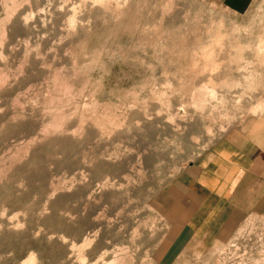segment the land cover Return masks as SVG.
<instances>
[{
    "label": "rangeland",
    "instance_id": "obj_1",
    "mask_svg": "<svg viewBox=\"0 0 264 264\" xmlns=\"http://www.w3.org/2000/svg\"><path fill=\"white\" fill-rule=\"evenodd\" d=\"M234 129L264 146V0H0V264H264V214L171 215Z\"/></svg>",
    "mask_w": 264,
    "mask_h": 264
},
{
    "label": "crops",
    "instance_id": "obj_2",
    "mask_svg": "<svg viewBox=\"0 0 264 264\" xmlns=\"http://www.w3.org/2000/svg\"><path fill=\"white\" fill-rule=\"evenodd\" d=\"M240 9L250 0H211ZM172 219L189 236L223 239L252 213L264 214V146L234 129L182 170Z\"/></svg>",
    "mask_w": 264,
    "mask_h": 264
},
{
    "label": "bare ground",
    "instance_id": "obj_3",
    "mask_svg": "<svg viewBox=\"0 0 264 264\" xmlns=\"http://www.w3.org/2000/svg\"><path fill=\"white\" fill-rule=\"evenodd\" d=\"M103 255H104V254H101V256H103ZM101 256H100V257H101ZM12 257H13V256H12ZM26 258H27V257H26ZM101 258H102V257H101ZM116 258H117V257H116ZM27 259H28V260H26V261H30V260H31L30 257L27 258ZM97 259H98V258H97ZM97 259H96V260H97ZM98 260H99V259H98ZM113 260H114V259H113ZM26 261H25L24 263H22V264H26V263H27ZM123 261H124V260H123ZM118 262H119V261H118ZM118 262H117V261H116V262H115V261H112V262H110V261H109V262H105V261L102 260L100 264H119V263H121V261H120L119 263H118ZM30 263H31V262H30ZM97 263H98V262H97ZM27 264H28V263H27ZM91 264H92V263H91ZM95 264H96V263H95ZM127 264H128V263H127Z\"/></svg>",
    "mask_w": 264,
    "mask_h": 264
}]
</instances>
